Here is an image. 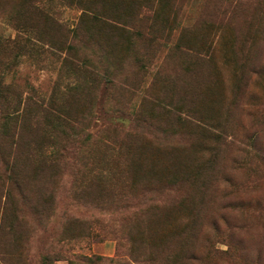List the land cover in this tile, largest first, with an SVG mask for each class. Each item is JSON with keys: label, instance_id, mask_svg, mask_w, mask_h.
<instances>
[{"label": "rangeland", "instance_id": "1", "mask_svg": "<svg viewBox=\"0 0 264 264\" xmlns=\"http://www.w3.org/2000/svg\"><path fill=\"white\" fill-rule=\"evenodd\" d=\"M0 83L62 114L2 139L54 194L0 180V264H264V0H0Z\"/></svg>", "mask_w": 264, "mask_h": 264}, {"label": "trees", "instance_id": "2", "mask_svg": "<svg viewBox=\"0 0 264 264\" xmlns=\"http://www.w3.org/2000/svg\"><path fill=\"white\" fill-rule=\"evenodd\" d=\"M32 8H35L34 5H32ZM7 41V40H6ZM24 44H26V46H31L32 42L28 37H24L23 39ZM13 42V41H12ZM0 88L1 90H5L6 91V97L11 98L12 100V106H10V101L7 100L6 104H5V100H4V108L3 111L5 112L4 115L1 116V124H0V162L2 163V165H4V170L7 169L8 174L6 172H3L2 177H0V180L2 182V185L5 187L6 185V189H5V193H4V201L1 207V214H2V210L3 207L6 205V197L7 199L10 201V199L12 198V191L10 190V185L8 186V184L11 183V186L13 184V186L17 189L18 191V195H20L21 198L27 199L29 201V203L31 204V208L33 209L35 215L37 216L38 219H46L48 217V212L52 209V203H53V194L51 188L49 189V183L48 181L50 180V177L53 176V174H48V178L46 179H42L39 175V172L33 175V177H36L35 181L37 182L36 186L34 187V190L29 192V194H26V192H24V185H23V177L18 171L14 172V168L16 169L17 167H15L14 163V151H11V149L7 146L6 148L2 147V139L4 140L5 138H10L13 136V134L16 131H19L20 129L22 130V126L23 128L25 127V125L27 126V131L29 132H33L35 131L37 128H39V124H41V122H44L45 125H47V123L49 124V121L51 122L52 120H62L61 117V113L52 108V107H47V108H40L36 110H31L29 109H24L21 108L20 110V104H21V96L19 94V92L17 93V90L15 87H13V84H2L0 83ZM5 99V98H4ZM27 100L29 101L30 98H27ZM1 105V103H0ZM33 111V112H32ZM36 113H41L42 114V118L40 119L41 121L37 122L36 121ZM35 115V116H34ZM44 120V121H43ZM19 121V125L16 124V122ZM32 134V133H31ZM17 135V133H16ZM6 142H8L9 140H5ZM9 145V144H7ZM34 146V143H33ZM46 145H43V147ZM51 146V145H48ZM34 148H31V152H29V150H27V154L29 155L32 154L33 152H35V150H33ZM61 156V154H57V153H53L52 155L49 153L47 154H43L40 153L38 154V156H36V158L34 159V164H35V170H39L41 167L43 169H41V171L45 170V169H51V166H56L58 164V158ZM11 159H10V158ZM35 173V172H34ZM5 183V184H4ZM16 208L12 209V213H15ZM13 215V214H12ZM69 220L71 221V224L76 225L80 230H83V222L85 224V221H83L82 218H77V217H69ZM9 229H11L12 225L9 223L7 226ZM63 235L65 239H69V240H75L78 237H87L86 234H74L75 232H73L70 228H64L63 229ZM88 257H86L85 259H87Z\"/></svg>", "mask_w": 264, "mask_h": 264}]
</instances>
